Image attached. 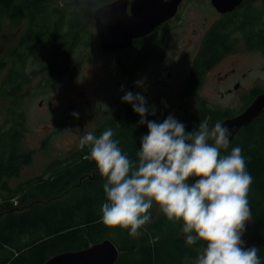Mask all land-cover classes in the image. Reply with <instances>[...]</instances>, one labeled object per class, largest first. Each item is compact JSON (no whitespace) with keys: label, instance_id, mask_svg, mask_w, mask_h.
Returning a JSON list of instances; mask_svg holds the SVG:
<instances>
[{"label":"trees","instance_id":"16d2710c","mask_svg":"<svg viewBox=\"0 0 264 264\" xmlns=\"http://www.w3.org/2000/svg\"><path fill=\"white\" fill-rule=\"evenodd\" d=\"M59 1L52 10L59 14L52 30L36 21L37 16L46 11L47 0H0V17L8 15L16 22H19L25 8L30 6L31 26L20 36L18 48L13 52L17 54L16 51L23 48L18 61L21 64L24 63L27 52L32 57L43 52L40 70L45 67L53 74L54 69L59 66L57 74L64 72L65 70H60V66L65 61L74 63L70 60L69 53L80 36L77 25L82 27L86 23L84 21L92 17L95 8L112 0ZM66 12L76 16L74 22L72 20L73 24H68L75 29L74 33L62 31L59 27ZM215 31H211L192 63L191 75L199 80L208 68L228 53L224 46L231 45L226 35ZM81 32H84V28ZM91 33L89 31L88 35ZM67 36L71 37L68 44L65 43ZM116 62L124 72L132 68L129 56ZM4 63L5 61H0V69L4 67ZM73 66L74 64L71 70ZM194 73L197 75L194 76ZM32 75L34 72L29 76L23 69L16 71L10 67L1 80V83L7 82L0 89L1 94H9L15 99L7 110L11 126L9 129H0V264H42L54 254L80 250L97 243L112 230L116 231L119 242L116 243L119 255L114 264H185L183 259L194 255V252L187 247L185 238L178 235L181 220H169L162 212L138 236L131 235L130 229L109 227L102 222L100 209L107 200L103 190L106 178L101 176L95 162L89 159L90 149L87 146H79L67 157L52 162L41 174L11 184L13 179L20 177L22 168L32 160L31 151L23 150L17 144L24 119L23 112L17 107L21 105L26 93L20 91ZM194 84L197 82H193L192 87ZM260 91L264 89L251 92L254 96ZM146 107L149 109L146 119L155 121L151 114L155 107ZM245 107L246 102L240 110L232 112L229 108H213L202 101L187 118L185 130L191 132L197 128L207 115L212 117L214 124L238 114ZM139 120L140 116L132 107L126 106L122 112L112 116L92 133L99 137L106 129H113V139L119 141L122 153L127 154L134 165H138L136 154L141 147V136L148 133L147 125L139 124ZM237 146L241 148V154L245 158L246 171L252 177L249 187L251 203L254 205L258 201L263 206V213L257 215V222L261 243L258 257L260 264H264V107L258 116L235 134L227 149H220L221 155L230 154L232 148ZM197 179L199 177H191L189 183H194ZM148 213L151 217L152 207L148 209ZM140 230L141 228L138 232ZM197 242L200 243L199 240Z\"/></svg>","mask_w":264,"mask_h":264},{"label":"rangeland","instance_id":"374dc122","mask_svg":"<svg viewBox=\"0 0 264 264\" xmlns=\"http://www.w3.org/2000/svg\"><path fill=\"white\" fill-rule=\"evenodd\" d=\"M56 2L60 1L47 0L46 11L37 16L38 24L45 28H52L57 24L55 19L59 14L52 12ZM176 16L180 17L171 23L173 31L166 36L168 50L164 57L142 60L127 72L117 64L115 53L106 54L101 50L91 17L89 29L92 33L84 35L83 32L78 36L75 46L71 47L69 56L74 61L71 73L68 71L57 74L58 66L52 74L45 67L40 70L43 52L35 57L28 56L27 52L23 64L18 62L23 48L20 47L17 54H13L18 48L20 36L31 26L30 6L25 8L19 22L12 21L8 15H1L0 61H5V65L0 69V89L7 84L1 83V80L10 67L16 71L23 69L29 76L34 72L29 82L21 88L20 92L26 93L21 105L17 107L24 114L17 144L23 150L31 151L32 160L28 166L22 168L20 177L13 179L11 184L41 174L52 162L67 157L78 148L82 135L92 132L112 116L122 112L126 106L132 107L121 99L128 91L133 94L140 93L146 100V106L155 107L156 122H163L167 116L172 115L185 125L189 115L202 101L216 109L229 108L232 112H237L249 97H253L251 90L264 89L263 54L255 50H245L239 44L235 51L224 55L217 66L204 73L193 91L184 93L182 88L201 36L219 15L207 0H182ZM75 17L66 12L60 29L74 33L75 29L68 24L72 25ZM88 20L89 18L84 22ZM77 26L75 28L78 31L80 25ZM67 37L66 44L71 41V37ZM187 42L189 48L184 45ZM232 68L236 70L235 74L230 72ZM242 73H245L244 77L241 76ZM238 77H241V83L235 84L233 88L232 83ZM1 93L0 91V129L3 130L11 126L7 110L15 98ZM73 112L78 113V117H74ZM247 199L251 217L245 222L246 230L241 239L244 247L256 246L259 252L261 243L257 215L263 213V206L258 201L252 205L249 191ZM151 207L149 221L134 236L146 230L162 213L157 204L153 203ZM179 225L181 228L178 235L185 238L181 230L183 222ZM105 238L111 239L115 244L119 243L114 230L108 232ZM205 246L204 241L187 245L194 255L184 258L185 264H195L199 252Z\"/></svg>","mask_w":264,"mask_h":264},{"label":"clouds","instance_id":"9594fccd","mask_svg":"<svg viewBox=\"0 0 264 264\" xmlns=\"http://www.w3.org/2000/svg\"><path fill=\"white\" fill-rule=\"evenodd\" d=\"M121 99L132 105L140 116L138 123L148 128L136 154L138 165L122 153L111 128L99 137L88 132L79 140L106 178L102 222L136 235L149 221L148 209L155 203L169 220L183 222L187 245L206 242L195 264H260L258 248L244 247L241 239L251 217L247 194L252 177L239 146L228 155L220 152L228 148L231 130L219 121L213 124L207 115L187 132L172 115L159 123L147 120L149 109L140 93L128 91ZM151 114L155 115L154 109ZM191 177L199 179L189 183Z\"/></svg>","mask_w":264,"mask_h":264},{"label":"water","instance_id":"95a60500","mask_svg":"<svg viewBox=\"0 0 264 264\" xmlns=\"http://www.w3.org/2000/svg\"><path fill=\"white\" fill-rule=\"evenodd\" d=\"M240 1L211 0L220 12L231 10ZM180 2L181 0H112L95 8L92 18L100 48L104 52L128 48L134 39L143 37L175 16ZM263 107L264 93H259L240 113L221 122L231 130L229 143L242 127L259 115ZM118 255L117 245L111 239L104 238L80 250L54 254L42 264H114Z\"/></svg>","mask_w":264,"mask_h":264},{"label":"flooded vegetation","instance_id":"af4514ba","mask_svg":"<svg viewBox=\"0 0 264 264\" xmlns=\"http://www.w3.org/2000/svg\"><path fill=\"white\" fill-rule=\"evenodd\" d=\"M207 1L210 7L213 10H215L219 16H216V19H214L206 27L204 34L201 36L198 49L196 50L191 60L190 70L188 72L187 77L185 78V83L182 88V91L188 94L191 91H193L197 85V84H194V87H192V83L193 82L199 83L200 81L199 79L194 78L191 75V67H192L193 60L198 55V53L201 51V49L204 47V42L213 29L216 30L215 31L216 33L220 35H226L229 38L228 42L231 45L224 46V48L226 49L228 53L235 51L236 47L239 44H241L245 50L249 49V50H255V51L261 52L264 58V0H241L236 6L234 5L231 10H227L226 12H220L212 4L211 0H207ZM128 11H129V7H128ZM176 15L162 22L150 33L144 35L143 37L134 39L132 44L126 49L119 50L116 52H104L102 49L101 50L106 54L115 53L117 56L116 60H118L119 62H121L125 56H129V60H130L129 65L132 66L131 69H134L139 64V62H141L142 60L148 59L150 57H152V59L154 60L156 58L162 59V57H164L165 53H167V50H168V48H166V36L169 35L170 31H173V29L171 28V23H173L176 19L180 17ZM90 22H92L91 18L88 20V22H86L83 25V27H80L78 29L80 36L83 34V32H81L82 28H84V35L88 34L89 31L92 32V30L89 29ZM93 22H94V19H93ZM101 22H103L102 19H101ZM92 26L95 29V22L92 24ZM145 42L148 43V46L145 45ZM224 43L225 42H223L222 45H224ZM184 45L187 46L189 45V43L187 42ZM189 47L190 46H187V48ZM125 50H127V52H125ZM222 59L223 58H221L219 62ZM70 60L72 59L70 58ZM219 62L212 65L210 68H208L205 71V73L208 70L210 71L215 66H217ZM57 65L58 63H56L55 67H57ZM72 65L73 64L71 63V61H65V63L62 66H60V68L65 70L64 71L65 73L71 70ZM120 68L122 69L121 66ZM121 69L119 71H121ZM131 69L129 71H131ZM230 72L232 74H235L236 70L232 68ZM193 75L195 76L197 74L194 73ZM241 76L244 77L245 73H242ZM240 79L241 77H238L236 80L233 81L232 83L233 88L235 87V84L239 85L241 83ZM259 93H264V91L255 93V95L251 99L249 97V99H247L246 101V106Z\"/></svg>","mask_w":264,"mask_h":264}]
</instances>
